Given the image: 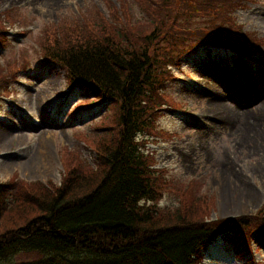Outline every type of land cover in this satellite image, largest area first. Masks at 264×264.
Masks as SVG:
<instances>
[{
	"label": "trees",
	"instance_id": "trees-1",
	"mask_svg": "<svg viewBox=\"0 0 264 264\" xmlns=\"http://www.w3.org/2000/svg\"><path fill=\"white\" fill-rule=\"evenodd\" d=\"M245 1H106L110 19L95 11L93 24L43 29L37 44L44 62L64 70L67 86L90 89L86 107L107 101L109 111L97 122V138L85 139L92 160L66 155L58 184L0 182V264H201L221 234L235 230L248 243L264 236V204L213 219L211 197L167 177L146 149L163 109L176 105L164 85L183 58L204 46L244 53L264 45V36L236 21ZM12 10L0 12V43L24 22ZM25 66L21 56L0 65V98ZM166 192L176 204H159Z\"/></svg>",
	"mask_w": 264,
	"mask_h": 264
},
{
	"label": "rangeland",
	"instance_id": "rangeland-1",
	"mask_svg": "<svg viewBox=\"0 0 264 264\" xmlns=\"http://www.w3.org/2000/svg\"><path fill=\"white\" fill-rule=\"evenodd\" d=\"M106 1L118 7V0H0V12L13 8L12 13L24 19L22 25L8 28V39L0 45V65L10 57L27 58L17 73L19 82H12L10 94L0 98V182L14 178L58 184L66 173V155L92 160L85 139L94 140L100 133L97 122L109 111L107 101L86 107L90 89L67 91L64 70L44 62L37 42L47 25L73 27L82 18L93 24L95 11L110 19ZM131 12L140 17L136 5ZM235 17L263 37L264 0L235 9ZM173 70L178 77L164 87L178 106L163 112L159 134L146 144L154 152V166L175 182L193 184L197 195H209L214 202L211 218L259 210L264 201V110L243 111L264 100V45L242 55L202 47ZM240 81L248 100L243 104L221 88L222 82L236 86ZM227 101L237 110L223 115L217 105ZM40 156L42 164L35 160L30 166ZM250 191L254 194L248 196ZM159 204L169 207L176 199L166 192ZM263 243L264 236L254 234L248 243L231 230L203 250L201 264H264Z\"/></svg>",
	"mask_w": 264,
	"mask_h": 264
},
{
	"label": "bare ground",
	"instance_id": "bare-ground-1",
	"mask_svg": "<svg viewBox=\"0 0 264 264\" xmlns=\"http://www.w3.org/2000/svg\"><path fill=\"white\" fill-rule=\"evenodd\" d=\"M242 76H244V74H242ZM222 86H221V88H228L229 89V97L231 98V99H233V100H236V101H239V103L240 104H243L244 102H246V101H248V100H246V98H245V96H243L244 94H243V86H241L242 85V82L240 81V82H238V83H236V86H233L232 84H229V83H227V82H222ZM217 89L218 88H215V90H216V94H217ZM221 97H224L223 95H221L219 98H221ZM218 98H216L215 100H217ZM224 99H226L225 97H224ZM227 100V99H226ZM225 100V101H226ZM228 102V101H227ZM220 103L219 102V105H217L216 103H212V105H217L220 109H221V113L223 114V115H225L223 112H226L227 114H229L230 112H236V108H233L234 107V105H232V104H230L229 102L228 103ZM231 102V101H230ZM239 106H241V105H239ZM218 108V109H219ZM260 109L263 111L264 110V100H263V102H259V104H258V106L256 107V108H254V109H249V110H244L243 111V113H255V112H259L260 111ZM238 111H240V110H238ZM256 125H260L259 123H257ZM42 154V153H41ZM43 156V155H42ZM41 156H40V158L38 159V158H34V159H32V163L30 164V166H32L33 165V161H35L36 160V164H42V160H41ZM254 193L253 192H249V194H248V196H250V195H253Z\"/></svg>",
	"mask_w": 264,
	"mask_h": 264
}]
</instances>
